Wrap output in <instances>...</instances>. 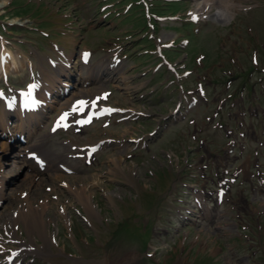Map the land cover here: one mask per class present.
Segmentation results:
<instances>
[{"label": "rangeland", "instance_id": "374dc122", "mask_svg": "<svg viewBox=\"0 0 264 264\" xmlns=\"http://www.w3.org/2000/svg\"><path fill=\"white\" fill-rule=\"evenodd\" d=\"M9 1L0 0V16ZM26 1L21 0L20 2L26 3ZM34 1L40 2V0ZM107 1L108 4H99V0H44L47 7L38 6L36 3L27 5V7L36 9L35 16L39 17H34L32 21H29V16H24L26 25H35L36 30L42 29L52 34L60 32L61 29L73 33L67 28H76L79 30L78 32L83 33L79 36L76 33V37L71 36V43H67V48H72L73 55L77 54V56L80 50L87 49L86 47L95 51L91 66L85 67L82 71L83 81H85L84 87H78L76 83L78 87V92H75L76 95L84 96L83 91H87L86 88L90 87L89 84L94 80V84L90 89L92 92L86 93V95L90 94L92 96V94L104 90L111 93L110 89H112L114 91L113 105L133 108L138 110V113L148 114L149 116L135 123H113L108 128H103L100 123L86 128L80 134L70 133V138L80 145L93 144L105 138H117L115 143L104 146V151L98 155L92 166L81 168L76 175L68 176L59 171L57 167H54L51 172L42 175L37 182L33 183L37 173H30L24 162L19 163L18 166H22V169L14 174L4 193L6 204L0 209V233H2L3 225L7 226L6 223H10L8 222L10 220V210L16 208L20 203L21 205L26 204V200L20 196L22 191L29 190L30 192L32 189L29 200L34 205L42 199L51 200L43 221L36 222L38 229L29 228L24 223H19L20 227L16 229L11 224L14 235H17L24 242L34 244L35 248L40 251V254L34 256L27 252L33 258L32 264H55L51 259L55 256L51 257L50 249L60 253V256L62 255V249L56 248L57 244L52 242L55 239L53 234H56L53 228L58 227V221H63L69 229L67 221L71 216L78 218L79 222L74 220L70 231L64 230L62 227L59 228L58 239L62 246L67 249V252H70L72 250L70 246H73V242H68L66 238L68 234L74 235L75 243L78 246L74 244L73 251L79 254L76 248L80 247L83 256L76 259L61 256L58 258L60 260L57 261V264H158L148 260L144 255L149 240H153V243H157L159 246V252H162L159 256L162 264H173V257L170 256L166 259L168 255L164 254L171 250L178 253L182 244L179 243V238L174 241L176 234L170 235L167 231L164 232L161 229L169 230L168 224L173 222L178 225L175 216L177 211L174 207L183 208L177 202L182 203L183 198H179V196L184 197L178 195V192L181 191L179 189V179L186 177L187 172L183 176H179L178 161L181 163L184 160L185 152L181 149V146L186 149V134L190 127L182 124L184 129L181 131L179 127H176L179 124L171 125L168 128L162 126L157 131L155 139H151L154 144L152 147L149 145L150 151L145 150V152L131 159L128 158L129 152L133 153L136 150L132 151L129 148L130 145L133 146L129 140L126 141V137L143 128L146 131L155 128L156 119L159 118L160 120L163 118L162 116L168 115L164 117L167 118L176 111L183 88V82L180 81L183 74L175 70H172L171 74L168 72L169 66L176 65V57L178 58L177 61H183V58L189 55L187 61L192 63L194 60L193 53H197V55L203 53L206 67L202 72L206 73L209 65L216 63L218 74L222 73V68L230 66L231 58H241L244 72L240 75L237 88L245 87L249 96H251L254 89L260 92L259 81L262 78L260 70H256V74L252 75L254 69L249 65L247 55L242 51L247 48L255 49L259 53L262 73L264 69V0H184L183 3L181 0ZM196 2L201 3V7L206 2H210L208 3L209 7L205 10L208 13L207 17L203 18L205 23L202 24L201 28L193 21L178 17L187 8H195L197 6ZM178 4L184 9L173 6ZM250 6L251 9H249ZM53 8L67 10L74 17L72 19L67 18L61 10ZM170 13L176 15L174 17L164 15ZM165 18L175 21L162 24ZM7 19H10L8 15ZM6 20L0 22V26L5 25L4 27H6L10 23L23 22L21 19H12L10 22ZM247 26H250L249 30L252 31V34L248 36ZM7 34L12 39V49L17 56L24 55L30 59L34 57L37 61H41L43 60V53L49 50L47 39H45L43 47V37L39 32L28 34L26 31H22L16 33V35H12V32ZM45 35L47 34L45 33ZM182 36L189 42L184 48L185 51L182 56L176 55L174 57L171 51H166V45L160 43V41L168 42ZM122 37H124L122 41L124 43L120 51H129L126 55L128 59L124 58L117 68L122 69L121 72L111 74L112 76L105 81H97V78H100L103 72H113L109 70L112 64L111 55L109 54L111 47L104 50L105 47L112 40L121 39ZM58 40L62 43L64 38L60 37ZM183 43L181 40H176L171 42L170 45L181 46ZM240 44H243V50H241ZM173 53L178 54L180 51L176 49ZM250 55L251 52L249 58ZM74 59H77V57ZM19 62V65L26 68L24 60L19 59ZM212 71L210 69V73ZM74 75H78L76 79L80 76L79 72ZM219 81V78H214L215 83ZM168 87L171 88L168 90ZM154 91L156 92L152 95L151 93ZM73 94L53 112V117L57 111L59 112L68 107L69 102L75 98ZM172 97L175 98L174 104L171 103ZM47 121L48 119L45 120L44 125ZM222 122H227L226 116ZM44 125L39 128L34 122L26 128L31 133H35V136L30 145L24 147V149L31 148L36 144L37 148L44 154H62L64 149L62 143L66 136H51L48 134V128H43ZM145 135L151 134L143 133L135 136L138 138ZM219 137V132L213 133V138L216 141ZM224 137L225 135L222 133L221 139L223 141H220L218 145H222L226 141H224ZM2 148L3 145L0 141V150ZM215 149H219V147H215ZM138 150L142 149L139 148ZM171 152L174 158L168 156V153ZM176 158H178V161ZM193 159L192 156L190 160ZM58 161L65 163L63 159ZM12 171H14V168L9 169L7 173ZM134 171L137 173L134 174ZM185 179L187 180H184V182L190 185L192 180ZM61 181H67L70 186H76L77 188L85 186L88 195L92 196L93 199L95 197V200L100 202L102 199L104 200L100 203L102 209L109 211L113 202L114 212L110 213L112 216L109 217L110 220L106 221L101 218L100 221L93 222L94 234H90L91 231L88 232L76 212V208H78L76 205L82 204L77 201L74 192L71 193L67 187L60 188L59 183ZM134 184H137L135 191H133ZM47 187H50L52 192H47ZM182 193L184 194L186 191ZM121 195L125 198V202L117 200ZM52 196H58L57 200H52ZM92 203L94 206L92 215L95 216L98 208L94 200ZM61 208H65L68 218L61 214ZM250 208L253 209L251 205ZM259 211L264 212L263 205H260L258 210L249 211L247 215H251V218H249L255 224V213ZM237 221L236 216L228 214L224 215L221 221L216 218L212 222L204 223L201 227L196 228L202 229L204 225L209 224V230L214 229V232L202 234L196 242L200 246L196 245L188 248L187 253L190 258L188 264H260L258 261L255 262L256 258L263 264L264 236H258L262 239V242H260V238L257 241V232L254 231L256 241H253L254 246L251 249L252 244L243 240L241 233H239L240 236H236V232L231 230L233 224ZM253 227L261 230L258 226ZM237 229L239 230L238 227ZM250 230L252 228L249 226ZM39 231H42L43 235ZM157 232H162L163 235H156ZM69 237L72 240L70 235ZM237 237H240L242 241L240 242ZM4 238L6 240H3ZM4 238L0 240L3 243L0 248L9 249L14 243L11 242L9 234H6ZM84 240L89 247H84ZM37 243H40V245H37ZM186 243L193 244V239L190 238ZM201 247H207L209 251L202 252ZM252 250L256 251V257ZM219 251H221L220 254ZM67 252L65 251L64 255Z\"/></svg>", "mask_w": 264, "mask_h": 264}, {"label": "bare ground", "instance_id": "6f19581e", "mask_svg": "<svg viewBox=\"0 0 264 264\" xmlns=\"http://www.w3.org/2000/svg\"><path fill=\"white\" fill-rule=\"evenodd\" d=\"M208 3L210 2H206V4L203 5V7H201V3H197V7L198 9H200V11H202L205 6L208 5ZM13 65L16 64V62L13 60ZM108 75L104 72L103 75H102V79L106 78ZM101 80V78H100ZM2 114H4L5 112L1 109L0 110ZM1 119H3V116L1 115ZM31 120V119H29ZM3 149L4 151H8L10 148H9V144L6 143V142H3ZM14 154V153H13ZM13 154H9L7 156V159L11 158L12 160H14V164H16V155L14 157ZM4 166H6V163L4 162H0V168H3ZM20 169V168H18ZM68 189L72 190V188L70 186H68ZM74 193L77 197V199L83 203L84 205H86V208H91L92 207V203H91V197H89L87 195V188L86 187H82L81 189H75L74 190ZM0 195L3 196V189L0 190ZM40 209H41V212H35V209L34 207H31V206H28L26 207L25 209L23 210H19L16 212V219L11 218V220L15 223V224H18L19 222H22L24 224H29V226H31L32 228L34 229H38V227L36 226V222L37 221H43V216L44 214L46 213V207L44 206H40ZM39 233L41 235H43V232L42 231H39ZM31 247V246H30ZM29 247V248H30ZM32 248V247H31ZM31 250V249H30Z\"/></svg>", "mask_w": 264, "mask_h": 264}]
</instances>
